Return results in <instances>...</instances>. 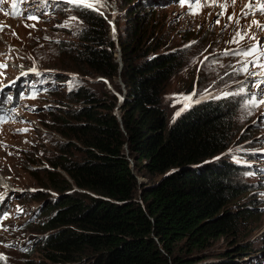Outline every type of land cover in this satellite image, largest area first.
Returning a JSON list of instances; mask_svg holds the SVG:
<instances>
[{
  "label": "trees",
  "instance_id": "16d2710c",
  "mask_svg": "<svg viewBox=\"0 0 264 264\" xmlns=\"http://www.w3.org/2000/svg\"><path fill=\"white\" fill-rule=\"evenodd\" d=\"M170 1L103 0L99 11L68 5L82 26L74 48L59 46L62 62L71 64L62 69L110 84L120 78L122 128L112 114L115 95L107 100L81 88L70 94L66 101L75 107L63 111L56 133L71 143L39 180L58 196L38 193L40 231L48 236L39 246L42 260L29 264H238L232 259L253 254L241 241L217 258L202 254L220 237L236 240L251 210L234 206L242 193L238 167L221 156L236 122L222 102L200 101L168 127L163 93L193 55L171 44ZM138 176L158 179L140 184Z\"/></svg>",
  "mask_w": 264,
  "mask_h": 264
},
{
  "label": "rangeland",
  "instance_id": "374dc122",
  "mask_svg": "<svg viewBox=\"0 0 264 264\" xmlns=\"http://www.w3.org/2000/svg\"><path fill=\"white\" fill-rule=\"evenodd\" d=\"M66 1L47 0L51 6L50 13L42 20L10 23L13 30L6 31L3 38H0L5 42L1 45V55L9 56L17 68H24L26 72H21L18 78L27 77L28 71L35 69L40 73L34 74L31 79H36V84L44 88L31 94L35 98L25 100L18 111L19 118L24 119L20 127L27 129L26 134L16 133L18 125L4 131L2 148L10 153V165L2 168L1 176H7V180L4 185L0 184L10 191L11 225L2 232L5 240L0 245V254L7 259L0 260V264H26L28 259L40 260L36 246L37 239L42 236V217L35 213L43 202L38 197L37 193L41 189L37 184L44 173L50 171L53 164H57L63 146L71 143L56 133L60 128L59 120H62L63 111L75 107L66 101L70 94L79 88L107 100L113 94L117 102L112 114L116 119L120 117L118 106L123 104L121 99L126 93L120 78L110 84L97 75L86 77L77 74L76 69H62L63 65L70 67L71 64L62 62L65 58L59 46L74 48L82 26ZM224 2L219 0L221 4ZM201 3L204 4V0ZM246 5V0H236L234 4L228 0L227 11L220 15L221 7L204 4L199 13L193 15V8L189 4L181 5L180 0L170 1L166 14L170 21L168 27L171 30V44L173 42L176 47L180 46L186 56L188 51L193 55L189 57L190 63L184 65L186 71L182 70L169 80L162 98L164 104H168V127L179 115L200 101L211 98L216 102L220 100L223 107L232 114L230 116L236 122V129L228 150L221 157L225 162L238 167L235 183L242 193L234 206L251 210V220L240 225V235H236V240L231 236L220 237L211 241L202 254L211 260L217 258L218 254L231 253L233 242L241 241L243 244L251 243L255 250L249 258L243 257L240 261L234 258L232 261L238 264H264V213L260 216L255 209L256 199L264 195V104L259 107L247 105L253 96L257 100L264 99V84L260 85L256 80L264 72V67H261L264 65V29L253 24V21H258L264 25V15L257 12L252 14ZM245 12L249 15L245 16ZM230 15L233 16L232 21L228 19ZM217 20L219 23H216ZM236 20H239L238 24ZM65 23L67 27L60 26ZM33 24L35 27H31ZM238 31L247 33L239 43L234 42ZM6 43L27 52L26 56L9 53L5 50ZM250 49L253 54L245 56L243 53ZM2 56L0 58L3 59ZM245 66L247 72L241 70ZM6 70L11 73L13 68L8 66ZM18 78H11L10 75V80L15 81L13 92L19 97L15 89ZM116 85L122 95L116 93ZM186 96L192 97L187 107L184 100ZM157 179L148 180L138 176L140 184H150ZM5 190L0 188V192Z\"/></svg>",
  "mask_w": 264,
  "mask_h": 264
},
{
  "label": "clouds",
  "instance_id": "9594fccd",
  "mask_svg": "<svg viewBox=\"0 0 264 264\" xmlns=\"http://www.w3.org/2000/svg\"><path fill=\"white\" fill-rule=\"evenodd\" d=\"M67 2V1H66ZM71 4V3H69ZM26 8L22 9L21 11H24V14L27 15L29 12L34 13L35 15H37L39 17L40 20H42L44 18L45 15L50 13V4L48 2H43V0H30V2L26 3ZM47 5V7L45 8V6ZM16 21H30V20H26L23 17H18V18H14L11 17L9 15H5L1 20H0V25H3V31H1V35L0 38H3V35L6 31H10L13 30V28L9 25L10 23L16 22ZM20 39V38H19ZM18 39V41H19ZM5 42L3 40L0 39V51H1V45L4 44ZM10 49L11 53L15 56H23L25 57L27 52H24L23 50L19 49L18 47L11 45L9 43H6V47L5 50ZM0 56L1 53H0ZM3 57V56H2ZM2 62V58H0V63ZM9 65L11 68H13V70L11 71V73L6 70L4 73L3 77H0V80H2V82H0V182L1 183H6L7 180V176L3 175V177L1 176L2 172H3V167H6L8 165H10V157L8 152H6L2 147L4 145V143L2 142L4 139V131L6 128L9 127H13L14 125H18L19 127L16 128V133H21V134H26V131H19L21 129H25L23 127H20L21 122H23L24 119L19 118V114L18 111L21 109V105L22 103H24L23 100H21L16 94H14L13 90H14V80H10V75L11 78H15L19 76V74L22 73H26L24 72V68H17L13 62L9 59ZM38 65L40 66V64L38 63ZM4 69H0V71H2ZM40 73L39 71H33V70H29L28 71V76L25 78H18L17 83L18 84H22V92L26 97V100L31 98V94L33 93H38L41 90H44L43 87L39 86L38 84H36V79H31V76H33L34 74ZM11 96L12 100H8L7 98ZM264 185V183H263ZM37 186L40 188V185L37 184ZM3 187L5 191L0 192V245L4 243L5 237L3 236L2 232L6 231L9 226L11 225V218H10V210H11V195H10V191L6 186H3L2 184H0V188ZM72 191H77V192H81V190L77 189V188H73ZM42 193H49L52 197L56 198L58 195L55 192H52L50 190H45V189H41ZM85 193V192H83ZM38 194V193H37ZM39 197V196H38ZM41 207L38 209L37 213H35L36 216L38 217H42L41 216ZM255 209L257 211V213L261 216L264 212H262L264 210V195L263 196H259L256 199L255 202ZM7 217V219H4V217ZM41 222L43 221V217L41 218ZM41 222H40V226H41ZM42 236L37 239V252L40 256V260H42V257L39 253V246L41 245V242L43 241L44 238H46L48 236L47 233H43V231H41ZM255 250V249H254ZM264 254V253H263ZM40 260H33V259H28L26 261V264H29L30 262H38Z\"/></svg>",
  "mask_w": 264,
  "mask_h": 264
},
{
  "label": "snow or ice",
  "instance_id": "6c2138e0",
  "mask_svg": "<svg viewBox=\"0 0 264 264\" xmlns=\"http://www.w3.org/2000/svg\"><path fill=\"white\" fill-rule=\"evenodd\" d=\"M30 2V0H12V8L16 9L17 6L19 4L22 3H28ZM43 2H47V0H43ZM68 3H71L73 5H75L78 8L81 9H90L93 11H99V8L97 7L98 5L100 7H104V3L103 0H67ZM236 0H231V3H235ZM181 5L184 4H189L192 8H193V15H196L199 13V9L201 7L204 6V4H210V5H218L219 7H221L222 11L220 13V15H224V13L227 11L228 8V0H225L224 3H219V0H204V4L201 3V0H180ZM3 4H4V0H0V11H3ZM246 7L248 9L251 10L252 14H255V12H259L260 14L264 15V0H259L258 4L254 7L252 0H249V3L246 5ZM9 13L5 12V15H8ZM13 16H21L26 20H39V17L37 15H35L34 13L29 12L27 15L24 14V11H13L11 13ZM101 15H103V13H100ZM245 16L249 15L248 12L244 13ZM71 19H76V17H72ZM229 21L233 20V16H229L228 17ZM109 23H111V21H109ZM216 23H219V20L216 21ZM236 23H239V20H236ZM253 24H255L257 27L264 29V25L260 24L258 21H253ZM26 27H28L29 25H25ZM61 27H67V23H65L64 25H60ZM31 27H35V25H31ZM0 31H3V25H0ZM113 32L115 33V27H113ZM13 35H16L15 32H13ZM245 36H247V33H241V32H237L235 37H234V42L239 43L240 41H242L243 39H245ZM245 56L248 55H252L253 54V50H248L247 52L243 53ZM8 67L7 64L4 63H0V69H6ZM261 67H264V65H262ZM242 71L247 72V66H245L243 69H241ZM33 71H35V69H33ZM0 75H3V72H0ZM257 88L260 87L259 84L256 85ZM32 98H35V96H33ZM9 101L12 100V97L9 96L7 98ZM184 100L186 102L185 106L187 107L188 104L187 102H190L192 100L191 96H186L184 97ZM261 104H264V99L261 100H257L255 96H253L248 102L247 105H251L252 107H259ZM246 105V106H247ZM179 114V113H178ZM19 131H27V129H21ZM4 219H7V217L5 216ZM6 246H11V245H6ZM7 258L3 256V254H0V260H6Z\"/></svg>",
  "mask_w": 264,
  "mask_h": 264
},
{
  "label": "water",
  "instance_id": "95a60500",
  "mask_svg": "<svg viewBox=\"0 0 264 264\" xmlns=\"http://www.w3.org/2000/svg\"><path fill=\"white\" fill-rule=\"evenodd\" d=\"M114 12H115V5H112V17H111V23H109V21H108V23L110 24V31H111V37L115 40V42H116V48H117V52H118V54H117V61H118V63H119V70H121V68H122V61H121V52H120V48L118 47V45H117V39H116V37H115V35H114V32H113V27L115 26V21H114V18H113V15H114ZM102 82H105L103 79H100ZM124 99H125V94L123 95V97H122V99H121V102L123 103V101H124ZM121 106H118V108H120ZM118 110V109H117ZM117 121L120 123V126H121V128H122V125H121V118L119 117V116H117ZM132 164V163H131Z\"/></svg>",
  "mask_w": 264,
  "mask_h": 264
},
{
  "label": "bare ground",
  "instance_id": "6f19581e",
  "mask_svg": "<svg viewBox=\"0 0 264 264\" xmlns=\"http://www.w3.org/2000/svg\"><path fill=\"white\" fill-rule=\"evenodd\" d=\"M10 67V66H9ZM89 83V82H88ZM84 86V85H83ZM79 88V87H78ZM15 89H16V93L17 94H20V96H19V98L21 99V100H23V101H25L26 100V97H25V95L23 94V92H22V84H18V85H16L15 86ZM66 92V91H65ZM4 185V184H3Z\"/></svg>",
  "mask_w": 264,
  "mask_h": 264
}]
</instances>
